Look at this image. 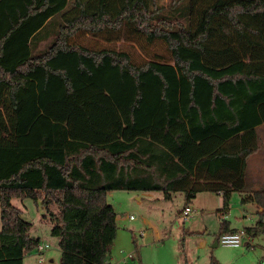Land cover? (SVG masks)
<instances>
[{"label": "trees", "instance_id": "16d2710c", "mask_svg": "<svg viewBox=\"0 0 264 264\" xmlns=\"http://www.w3.org/2000/svg\"><path fill=\"white\" fill-rule=\"evenodd\" d=\"M162 10L161 0H0V264H23L40 245L13 198L40 202L61 264L107 263L117 236L105 198L112 191L161 192L165 201L183 193L185 206L217 194L223 212L235 192L264 217V191L245 193L247 158L264 153L257 134L264 129V0H185L176 24L160 18ZM80 32L106 42L161 41L186 100L171 105L167 80L149 62L136 66L126 53L71 43ZM108 71L120 88L129 78L127 99L96 84ZM146 76L162 95L160 113L148 121ZM35 77L58 94L41 102ZM199 83L207 87L203 103ZM245 230L250 238L264 233L263 220ZM228 232L224 223L221 233Z\"/></svg>", "mask_w": 264, "mask_h": 264}, {"label": "rangeland", "instance_id": "374dc122", "mask_svg": "<svg viewBox=\"0 0 264 264\" xmlns=\"http://www.w3.org/2000/svg\"><path fill=\"white\" fill-rule=\"evenodd\" d=\"M184 2L185 0H161L163 10L159 13L160 18L171 20L173 24L183 22L180 15H176V9ZM71 43L91 50L109 49L126 53L136 66L149 62L167 80L166 94L171 105L176 107L186 100V83L161 41L148 43L144 38L133 43L130 37H124L120 41L106 42L103 38L80 32L71 39ZM47 46L48 42H43L38 50ZM65 63L72 76H76L72 59H67ZM35 80L41 102L58 94L56 86H51L45 92L41 89L39 78L35 77ZM98 80L96 84H102L107 93L113 96L118 97L122 93L123 99H127L131 95L129 78L123 88L119 87L112 71L105 72ZM197 93L198 100L205 102L207 87L199 83ZM161 105V85L155 78L146 76L142 101L145 121L155 119L161 111ZM257 134L258 145L262 147L264 129L259 128ZM260 169L264 167L252 163L249 165L245 173V193L252 192L249 188L253 185L254 172ZM262 186L261 190L264 191V184ZM243 195L232 193L228 211L223 212L221 195L198 194L188 205L197 211V215L183 220L180 216L186 207L183 193H175L170 201H165L161 192H108L105 198L116 214L117 236L106 264H264V233L242 242L239 248L220 245L213 247L224 223L237 231L251 228L259 220L264 223V217H261L253 205L241 204ZM11 204L21 211V218L31 224V238L39 239L42 246H48L41 255L36 250L26 253L23 264H38L39 258H43L42 264H61L58 240L50 235L52 225L48 219L43 218L45 211L40 202L35 203L31 198H13Z\"/></svg>", "mask_w": 264, "mask_h": 264}, {"label": "built area", "instance_id": "2783aa9c", "mask_svg": "<svg viewBox=\"0 0 264 264\" xmlns=\"http://www.w3.org/2000/svg\"><path fill=\"white\" fill-rule=\"evenodd\" d=\"M197 211L195 209L186 206L181 212V218L183 220L189 219V217L196 215ZM249 240V236L246 233V230L242 229L239 231L221 233L218 237V245L230 248H239L242 245V242ZM48 249V246L38 245L36 251L38 254H43ZM131 257V256H129ZM43 263V258L38 259V264Z\"/></svg>", "mask_w": 264, "mask_h": 264}, {"label": "crops", "instance_id": "0c3cea01", "mask_svg": "<svg viewBox=\"0 0 264 264\" xmlns=\"http://www.w3.org/2000/svg\"><path fill=\"white\" fill-rule=\"evenodd\" d=\"M259 128H263V126H259L257 128V132H258V129ZM260 153V154H259ZM253 164V165H258V166H262L264 167V153L262 152V150H259L258 152L250 155L248 158H247V162H246V171L248 170L249 168V165L250 164ZM264 169H260L258 170L256 173L254 172V177L252 179V183L253 185L249 188L250 190L249 191H259L261 189H263L262 185L264 184V172H263ZM245 171V173H246ZM250 205H253V204H250ZM257 212H261V209L255 205H253ZM197 215V214H196ZM221 218V217H220ZM220 222H222V219L220 220ZM254 227V226H253ZM230 230H233V231H237L236 229H230ZM221 234V233H220ZM219 234V235H220ZM218 235V237H219ZM218 237H217V241L215 242V244L213 245V247H217L218 246ZM249 240H250V237H249ZM248 240V241H249ZM52 262V260L50 261Z\"/></svg>", "mask_w": 264, "mask_h": 264}]
</instances>
